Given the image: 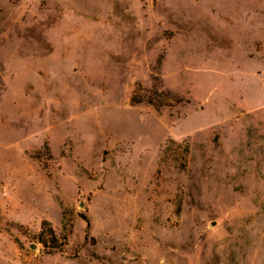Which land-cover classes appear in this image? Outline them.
I'll list each match as a JSON object with an SVG mask.
<instances>
[{"label": "rangeland", "instance_id": "1", "mask_svg": "<svg viewBox=\"0 0 264 264\" xmlns=\"http://www.w3.org/2000/svg\"><path fill=\"white\" fill-rule=\"evenodd\" d=\"M0 264H264V0H0Z\"/></svg>", "mask_w": 264, "mask_h": 264}, {"label": "trees", "instance_id": "2", "mask_svg": "<svg viewBox=\"0 0 264 264\" xmlns=\"http://www.w3.org/2000/svg\"><path fill=\"white\" fill-rule=\"evenodd\" d=\"M132 101L137 102L138 100H134V99H133Z\"/></svg>", "mask_w": 264, "mask_h": 264}]
</instances>
